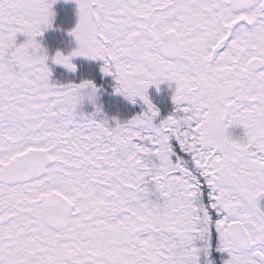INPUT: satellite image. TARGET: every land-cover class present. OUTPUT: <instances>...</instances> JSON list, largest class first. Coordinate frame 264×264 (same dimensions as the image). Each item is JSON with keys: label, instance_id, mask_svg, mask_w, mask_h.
I'll return each mask as SVG.
<instances>
[{"label": "snow or ice", "instance_id": "obj_1", "mask_svg": "<svg viewBox=\"0 0 264 264\" xmlns=\"http://www.w3.org/2000/svg\"><path fill=\"white\" fill-rule=\"evenodd\" d=\"M56 3L0 0V264H264V0Z\"/></svg>", "mask_w": 264, "mask_h": 264}, {"label": "trees", "instance_id": "obj_2", "mask_svg": "<svg viewBox=\"0 0 264 264\" xmlns=\"http://www.w3.org/2000/svg\"><path fill=\"white\" fill-rule=\"evenodd\" d=\"M57 10L59 16L57 19H55L54 22V27L49 31V33L46 35L44 43L49 47L50 51L54 52L57 47L61 46L62 48L64 47V34H68L69 30L74 26L75 20H76V11L74 7L72 8L70 6V3H61L60 5L57 6ZM56 42L58 44H56ZM80 62V63H84ZM95 63V62H93ZM57 74V72H56ZM121 97V98H120ZM106 100L108 101L107 103V108L108 111L111 114H117L119 111L121 114H129V113H134L142 110V104L138 102L137 104L129 105L131 103L130 101H127L124 99L123 96H108L106 97ZM128 102V104L126 103ZM169 108L166 110H163V114H166L168 111H170L173 107V103L169 101L168 103ZM219 255V254H218Z\"/></svg>", "mask_w": 264, "mask_h": 264}, {"label": "rangeland", "instance_id": "obj_3", "mask_svg": "<svg viewBox=\"0 0 264 264\" xmlns=\"http://www.w3.org/2000/svg\"><path fill=\"white\" fill-rule=\"evenodd\" d=\"M58 1V0H57ZM64 3H72L75 5L76 8L75 11V15H76V20H75V23L77 22V19H78V16H77V5L75 3V0H63ZM58 2L54 5V10L56 12V16L54 18V22H55V19L58 17V11L56 10V6H57ZM75 25V24H74ZM74 27V26H73ZM51 29L47 30L43 36V41L45 40V37L46 35L49 33ZM63 38H64V47L63 49H70L71 47H74L75 46V40H74V37H72L69 33L66 35L64 34L63 35ZM20 39H23V37L21 36ZM56 44H58L56 42ZM57 48H62L61 46L57 47ZM84 61V58H77V62L80 63V62H83ZM54 69H55V72H57V75H59L61 72H66V70L64 68H62L61 66H56V65H53ZM174 89H175V84L174 82L173 83H169V82H163L160 87H159V90L157 89V87L155 85H152L150 88H149V95L150 97L153 99L154 103H156L160 109H161V112H163V110H166L169 108V101L172 102V95L174 93ZM116 97H119V96H116ZM121 98V97H120ZM128 104V102H126ZM173 103V102H172ZM129 105H131V103H129ZM163 114V113H162ZM167 114V113H166ZM230 131L234 134V135H241L242 132H243V129L241 127H234L232 129H230Z\"/></svg>", "mask_w": 264, "mask_h": 264}]
</instances>
